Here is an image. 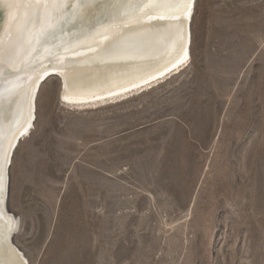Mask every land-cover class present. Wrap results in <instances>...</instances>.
Returning a JSON list of instances; mask_svg holds the SVG:
<instances>
[{"label":"rangeland","instance_id":"obj_1","mask_svg":"<svg viewBox=\"0 0 264 264\" xmlns=\"http://www.w3.org/2000/svg\"><path fill=\"white\" fill-rule=\"evenodd\" d=\"M61 94L12 160L29 264H264V0H196L188 63L125 100Z\"/></svg>","mask_w":264,"mask_h":264},{"label":"bare ground","instance_id":"obj_2","mask_svg":"<svg viewBox=\"0 0 264 264\" xmlns=\"http://www.w3.org/2000/svg\"><path fill=\"white\" fill-rule=\"evenodd\" d=\"M195 2L0 0V264H29L11 243L20 219L5 209L7 166L34 128L41 85L60 75L62 101L91 108L163 81L190 59Z\"/></svg>","mask_w":264,"mask_h":264},{"label":"water","instance_id":"obj_3","mask_svg":"<svg viewBox=\"0 0 264 264\" xmlns=\"http://www.w3.org/2000/svg\"><path fill=\"white\" fill-rule=\"evenodd\" d=\"M1 33H2V31H1ZM1 33H0V35H1ZM53 76L57 77L61 81V85L63 84V79H62V77L60 75H53ZM47 78H45L43 80V82ZM22 138H23V136L19 138L18 143L20 142V140ZM18 143H17V145H18ZM17 145L12 150V153H11V156H10V159H9V163H8V166H7V187H6V197H5V209H6V213L9 214V215H13V216H15V215L11 213L10 208H9V205H8V202H9V196H10V182H11L10 172H11V166H12V160H13L14 152L16 150ZM13 236L14 235H12V237ZM12 237H11V243H14V237L13 238Z\"/></svg>","mask_w":264,"mask_h":264},{"label":"snow or ice","instance_id":"obj_4","mask_svg":"<svg viewBox=\"0 0 264 264\" xmlns=\"http://www.w3.org/2000/svg\"><path fill=\"white\" fill-rule=\"evenodd\" d=\"M0 7H5L3 4H0Z\"/></svg>","mask_w":264,"mask_h":264}]
</instances>
